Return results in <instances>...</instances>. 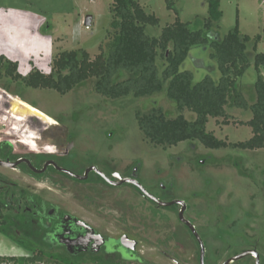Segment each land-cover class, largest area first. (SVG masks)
I'll use <instances>...</instances> for the list:
<instances>
[{
    "label": "rangeland",
    "instance_id": "374dc122",
    "mask_svg": "<svg viewBox=\"0 0 264 264\" xmlns=\"http://www.w3.org/2000/svg\"><path fill=\"white\" fill-rule=\"evenodd\" d=\"M171 1L172 10L168 8L166 0H140L147 13L160 19L159 27H147L148 35L159 36L162 29L175 23L178 17L188 23L192 30L204 27L209 16V0ZM220 1L223 17L208 32L209 40L223 39L238 24L240 33L252 39L248 48L249 55L255 54L253 44H257V53H264V0ZM112 7L113 0H0V57L4 56L7 60L18 63L19 73L23 77H27L34 70L49 74L54 57L65 51L83 49L89 53L91 59H95L101 53L107 52L114 42ZM88 15L94 17V25L89 29L84 26L85 17ZM258 37L260 40L256 41ZM163 63H160L161 69ZM184 69L194 73L195 82L201 81L206 75L218 74L217 66L210 59L206 48H194L183 66ZM262 73L264 76V68ZM256 78V69L251 63L239 81L240 90L250 104L256 99L254 89ZM6 84L3 81V85ZM17 88L19 90L16 91ZM10 91L21 102L22 106L14 111L18 112L19 109L22 117L33 114L40 120L45 119V124L60 125L69 137L78 136L81 148L79 156L86 164H89L88 159L94 153L100 154L105 151L106 144H113L118 155L129 159L144 158L148 151L161 153L165 158L190 152L196 161L202 160L204 165L196 162L195 172L191 176L193 180L188 189L181 191L178 196L185 199L190 206H201L205 220H211L213 215L210 212L212 207H206L210 200L226 204L221 211L225 212L226 221H232L237 217L245 221L251 219L257 223V237L263 242L264 234L261 232H264V150L243 151L232 148L213 150L205 148L198 142H184L169 148L153 146L144 139L135 114L137 111L148 113L153 108H161L169 118L176 117L178 111L175 103L164 94L140 100L110 101L94 92L92 81L66 95L54 90L27 88L22 81L17 82V85H11ZM7 102L9 104L11 100L7 99ZM12 113L14 115L13 110ZM229 114L231 119L228 124H224L222 119L211 118L207 131L228 144L252 138V129L243 125L252 119V113L234 108L229 109ZM9 117L4 113L1 115L2 119ZM185 117L194 121L196 115L186 112ZM1 128L6 131L8 127L3 125ZM38 183L40 185L37 190L55 203L64 193L51 181L45 185L40 180ZM129 199L132 202L137 200L134 196H130ZM169 218L173 227L182 230L179 221L176 220L175 223L173 217ZM130 221H133V218H130ZM111 227L114 233L119 230L115 219ZM217 228V224H210L204 232H200V235L205 236L212 232L211 229ZM166 229L163 228L162 231ZM173 230L172 227L169 228L170 233ZM156 237L153 230L145 239L153 240ZM210 237L209 244L212 243ZM155 248L146 245L142 248V256L146 262L173 264L170 256L162 255ZM179 249H177L181 253L179 256L185 259V253ZM54 254L57 255V252ZM0 256L27 257L24 251L14 246L11 238L1 233ZM184 262L183 260L182 264ZM50 263L52 262L38 264ZM81 264L94 263L90 260H81ZM111 264L123 263L113 261Z\"/></svg>",
    "mask_w": 264,
    "mask_h": 264
},
{
    "label": "flooded vegetation",
    "instance_id": "af4514ba",
    "mask_svg": "<svg viewBox=\"0 0 264 264\" xmlns=\"http://www.w3.org/2000/svg\"><path fill=\"white\" fill-rule=\"evenodd\" d=\"M14 84L0 79V233L25 255L42 250L62 259L59 264H151L142 256L146 245L170 256L173 264H264V237L260 242L256 222L226 221L221 213L226 204L214 199L206 206L212 207V218L205 220L201 206L178 196L193 180L198 161L193 154L165 158L148 151L144 158L129 159L106 144L86 164L79 156L78 136L69 137L60 125L45 124L32 113L22 117L19 109L14 111L22 106L10 91ZM3 113L10 117L2 119ZM39 180L64 191L57 203L37 190ZM169 216L184 232L172 226ZM114 219L115 233L110 228ZM214 223L218 231L200 235ZM153 230L157 237L145 239Z\"/></svg>",
    "mask_w": 264,
    "mask_h": 264
},
{
    "label": "trees",
    "instance_id": "16d2710c",
    "mask_svg": "<svg viewBox=\"0 0 264 264\" xmlns=\"http://www.w3.org/2000/svg\"><path fill=\"white\" fill-rule=\"evenodd\" d=\"M166 1L172 10L173 2ZM208 5L209 16L202 29L192 30L178 17L175 23L163 28L159 36H150L147 27H159V18L147 13L140 0H113L115 35L107 52L91 59L83 49L65 51L54 57L49 74L34 70L27 77L19 73L18 63L1 56L0 79L22 81L27 88L54 90L61 95L92 81L94 92L110 101L140 100L164 94L175 103L176 117L169 118L161 108L135 114L144 139L153 146L169 148L184 142H198L213 150H264V53H257V44H253L255 54L249 55L252 39L240 33L238 24L223 39L209 40L207 34L222 19L223 12L220 0H209ZM259 40L258 37L256 41ZM194 48L207 49L217 66L216 76L206 75L195 82L194 73L183 70ZM161 62H164L162 69ZM251 63L257 73L256 99L252 104L239 85ZM234 108L252 113V119L243 125L252 129L253 136L244 142L228 144L208 132L207 125L211 118L228 124L229 109ZM186 112L194 113L195 120L186 119ZM0 262L59 264L62 259L47 256L41 250L27 257L0 256Z\"/></svg>",
    "mask_w": 264,
    "mask_h": 264
},
{
    "label": "water",
    "instance_id": "95a60500",
    "mask_svg": "<svg viewBox=\"0 0 264 264\" xmlns=\"http://www.w3.org/2000/svg\"><path fill=\"white\" fill-rule=\"evenodd\" d=\"M93 25H94V17L91 15L86 16L84 20V26L89 29L93 27ZM181 216H183V213H181Z\"/></svg>",
    "mask_w": 264,
    "mask_h": 264
}]
</instances>
